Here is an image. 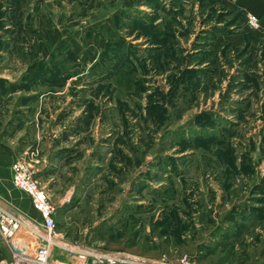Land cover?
Here are the masks:
<instances>
[{
	"label": "rangeland",
	"instance_id": "1",
	"mask_svg": "<svg viewBox=\"0 0 264 264\" xmlns=\"http://www.w3.org/2000/svg\"><path fill=\"white\" fill-rule=\"evenodd\" d=\"M146 1L0 0V148L49 193L64 245L49 261L261 264L264 0ZM52 156L57 178L40 182ZM0 201L23 217L15 241L33 244L41 220L7 177ZM11 257L0 239V264Z\"/></svg>",
	"mask_w": 264,
	"mask_h": 264
},
{
	"label": "built area",
	"instance_id": "2",
	"mask_svg": "<svg viewBox=\"0 0 264 264\" xmlns=\"http://www.w3.org/2000/svg\"><path fill=\"white\" fill-rule=\"evenodd\" d=\"M248 23L253 28L259 26L255 16H249ZM10 171L12 186L29 198L31 207L39 215L41 225L28 230L33 234V244L18 243L15 241V236L24 226L23 217L19 214L12 216L0 210V239L12 252L9 264H53L49 261L50 247L52 245L63 247L64 245L56 239L55 209L49 193L36 181L34 169L25 159H16L11 164ZM71 253L75 252L71 250ZM84 255L86 258L67 264H163L118 251L86 252ZM175 264H195V261L184 255Z\"/></svg>",
	"mask_w": 264,
	"mask_h": 264
},
{
	"label": "trees",
	"instance_id": "3",
	"mask_svg": "<svg viewBox=\"0 0 264 264\" xmlns=\"http://www.w3.org/2000/svg\"><path fill=\"white\" fill-rule=\"evenodd\" d=\"M159 5H161V3H160V0H147L146 1V3H145V6L148 8V9H151V10H155L156 8H159V9H165V8H161V6H159ZM131 16H129V18L128 19H131V22L132 21H139L138 19H136V20H132V18H130ZM128 23L129 25L128 26H130V25H132V26H136V24H134L133 25V23ZM149 25H150V23H148V21H147V19H145V20H141V21H139V23L137 24V28L138 29H140V30H142L141 31V35L143 34V35H145V33L143 32L144 30H146V29H149ZM137 28H132L133 29V31H136V29ZM131 29V28H130ZM143 32V33H142ZM150 43H152V42H150ZM150 45H152V44H150ZM156 46H159V44L157 45L156 44ZM151 51V50H150ZM144 69V68H143ZM233 110V109H232ZM159 112V113H158ZM230 112H232V111H230ZM235 112V111H234ZM148 117L149 118H156V120H159V119H163L164 118V114H165V112H164V110H163V108H158L156 105H151L150 107H149V109H148ZM156 113H158V115H156V116H154V114H156ZM233 114V113H232ZM154 116V117H153ZM229 130H231V129H229ZM208 137H209V135H208ZM209 141L210 142H213V141H215V139L214 140H211L210 138H209ZM263 181H264V179H263ZM262 181V182H263ZM257 190V189H256ZM259 190V189H258ZM234 209H235V207H233ZM233 209V210H234ZM255 216H257V218H261V217H264V208H258V207H254V205H253V209H251L250 210ZM234 212V211H233ZM231 216L229 215L228 217H227V219H226V222H231ZM229 256H231V257H229ZM252 255H248V259L249 260H251L252 259ZM260 257H264V241H263V246H262V248H261V251H260ZM229 258H230V260H229ZM243 259H242V257H241V255H237L236 253L235 254H232V255H229V253L227 254V256L225 257V258H223V259H221V258H219L216 262H215V264H221V263H223V264H228L229 262H231V263H233V264H245V263H243V262H246V261H242ZM261 264H264V261L261 263Z\"/></svg>",
	"mask_w": 264,
	"mask_h": 264
},
{
	"label": "crops",
	"instance_id": "4",
	"mask_svg": "<svg viewBox=\"0 0 264 264\" xmlns=\"http://www.w3.org/2000/svg\"><path fill=\"white\" fill-rule=\"evenodd\" d=\"M257 5H258L257 9L259 10V16L262 18V22H260L261 24L260 23L259 24L262 26L261 29L264 31V8L262 4L259 6V2ZM1 150H0V183L2 181L5 182L6 177H7V180L9 179V182H10L11 181L10 166L17 159L16 158L17 156L13 157L9 153H5L4 148ZM56 159H57V156H52L49 159V161L47 159L46 161L44 160L45 165L39 171H37V176H38L37 179L40 182L47 181V180H48L47 182H52L53 180L57 178L56 177V174H57L56 173L57 172L56 171V164H57ZM46 166H48V169ZM45 168L47 169V172L45 171L46 170ZM49 170H51V172H49ZM15 209L19 211L17 208ZM35 219H38V220L40 219L38 214H36Z\"/></svg>",
	"mask_w": 264,
	"mask_h": 264
},
{
	"label": "water",
	"instance_id": "5",
	"mask_svg": "<svg viewBox=\"0 0 264 264\" xmlns=\"http://www.w3.org/2000/svg\"><path fill=\"white\" fill-rule=\"evenodd\" d=\"M0 210L6 212L9 215L16 216L18 213L9 205L0 201Z\"/></svg>",
	"mask_w": 264,
	"mask_h": 264
}]
</instances>
